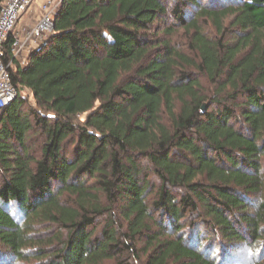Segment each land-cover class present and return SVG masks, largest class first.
Segmentation results:
<instances>
[{"label": "trees", "instance_id": "1", "mask_svg": "<svg viewBox=\"0 0 264 264\" xmlns=\"http://www.w3.org/2000/svg\"><path fill=\"white\" fill-rule=\"evenodd\" d=\"M173 2L62 0L25 67L3 46L0 264H219L206 232L264 241V0Z\"/></svg>", "mask_w": 264, "mask_h": 264}, {"label": "built area", "instance_id": "2", "mask_svg": "<svg viewBox=\"0 0 264 264\" xmlns=\"http://www.w3.org/2000/svg\"><path fill=\"white\" fill-rule=\"evenodd\" d=\"M35 0H4L0 4V108L16 99L17 88L11 80V62L2 58L3 46L12 41V55L25 67L30 55L42 46L44 38L53 32L55 18L62 0H46L41 4L40 17L34 25L20 28V20Z\"/></svg>", "mask_w": 264, "mask_h": 264}, {"label": "rangeland", "instance_id": "3", "mask_svg": "<svg viewBox=\"0 0 264 264\" xmlns=\"http://www.w3.org/2000/svg\"><path fill=\"white\" fill-rule=\"evenodd\" d=\"M170 1V5L169 6H173L174 2L173 0H169ZM219 1H224L226 2V0H217ZM201 4L203 5H211L212 4V0H200ZM213 5V4H212ZM191 9V8H190ZM193 10V9H191ZM195 11V10H194ZM174 24V20L173 19H168V21L166 23H159V25L157 24L158 29H165V27H170ZM177 30V29H176ZM183 31H179V33L176 36L173 37H166L167 40H169L170 42H172L174 44V46H176L179 49H184L185 47V41L183 39ZM162 37V36H161ZM164 37V36H163ZM48 38V36H46L44 38V40H46ZM165 38V37H164ZM24 96L29 97V101L32 104H35V99L33 96H31L30 92L24 91L23 92ZM32 145H35L40 147V144H42L44 142L43 138L40 135H36L34 134L30 140ZM36 155H40V149L37 148V153ZM263 170H264V159H263ZM153 182L154 184H156V188H159L160 182L156 181L153 178ZM253 203L252 208L250 209V213L253 214V212L257 209L258 207V202L257 199H252L251 201ZM189 234V233H188ZM203 237H205V246H208V250L207 253L209 254V257H211L212 259H215L219 264L223 263V264H254L255 262H258L259 259L264 260V241L258 243V245H254L251 246L249 245V243H239L236 246H234V249L230 250H222L221 243L222 241H220L219 239L217 240L215 237H212L211 234L209 233H205L203 235ZM207 240H209V242H207ZM204 243V242H203ZM10 260L7 262H3V264H12V258H9ZM18 264H23V263H18Z\"/></svg>", "mask_w": 264, "mask_h": 264}, {"label": "crops", "instance_id": "4", "mask_svg": "<svg viewBox=\"0 0 264 264\" xmlns=\"http://www.w3.org/2000/svg\"><path fill=\"white\" fill-rule=\"evenodd\" d=\"M46 0H35L33 6L30 7L26 12H24L23 17L20 20V28H29L36 23L40 17V7L41 4Z\"/></svg>", "mask_w": 264, "mask_h": 264}, {"label": "water", "instance_id": "5", "mask_svg": "<svg viewBox=\"0 0 264 264\" xmlns=\"http://www.w3.org/2000/svg\"><path fill=\"white\" fill-rule=\"evenodd\" d=\"M203 107H204L203 111L206 112V109H207L206 105H204Z\"/></svg>", "mask_w": 264, "mask_h": 264}]
</instances>
